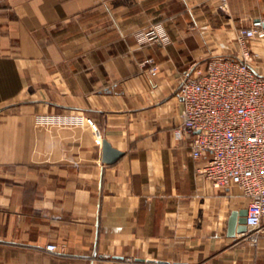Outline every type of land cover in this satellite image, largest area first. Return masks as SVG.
<instances>
[{"label":"crops","instance_id":"crops-1","mask_svg":"<svg viewBox=\"0 0 264 264\" xmlns=\"http://www.w3.org/2000/svg\"><path fill=\"white\" fill-rule=\"evenodd\" d=\"M224 3L0 0V264H264V235L227 236L240 191L198 178L173 136L180 77L238 59V29L264 25V0ZM155 23L167 44L138 43ZM246 45L264 75V41ZM59 111L100 137L36 123ZM103 139L123 152L113 164Z\"/></svg>","mask_w":264,"mask_h":264},{"label":"built area","instance_id":"built-area-1","mask_svg":"<svg viewBox=\"0 0 264 264\" xmlns=\"http://www.w3.org/2000/svg\"><path fill=\"white\" fill-rule=\"evenodd\" d=\"M220 1L223 7L225 0ZM237 38L238 59L211 58L180 77L181 121L173 136L187 142L198 178L240 191L246 230L238 236L256 245L264 235V75L251 66L256 53L251 55L246 40L264 41V25L239 28ZM136 39L140 44L165 45L169 36L161 23H155L138 31ZM146 62L154 76L158 65L151 58ZM35 120L43 126L86 125L100 137L94 122L83 114L50 112ZM45 248L56 250L53 244Z\"/></svg>","mask_w":264,"mask_h":264},{"label":"water","instance_id":"water-1","mask_svg":"<svg viewBox=\"0 0 264 264\" xmlns=\"http://www.w3.org/2000/svg\"><path fill=\"white\" fill-rule=\"evenodd\" d=\"M123 152L113 148L110 143L103 139L101 142V160L106 164L115 163ZM246 209L233 210L227 220V236L235 237L236 234L242 233L246 230L245 225Z\"/></svg>","mask_w":264,"mask_h":264},{"label":"rangeland","instance_id":"rangeland-1","mask_svg":"<svg viewBox=\"0 0 264 264\" xmlns=\"http://www.w3.org/2000/svg\"><path fill=\"white\" fill-rule=\"evenodd\" d=\"M59 112H61V111H59Z\"/></svg>","mask_w":264,"mask_h":264}]
</instances>
